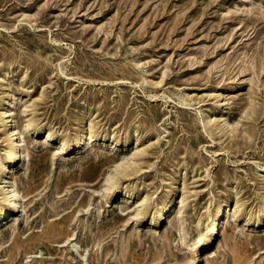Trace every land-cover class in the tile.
Masks as SVG:
<instances>
[{"label": "rangeland", "instance_id": "rangeland-1", "mask_svg": "<svg viewBox=\"0 0 264 264\" xmlns=\"http://www.w3.org/2000/svg\"><path fill=\"white\" fill-rule=\"evenodd\" d=\"M4 87L33 105V126L0 264H264V221L252 222L264 215V0H0ZM82 124L95 136L71 153ZM122 158L140 170L104 193ZM171 190L165 224L151 225ZM220 199V247H200Z\"/></svg>", "mask_w": 264, "mask_h": 264}, {"label": "bare ground", "instance_id": "bare-ground-1", "mask_svg": "<svg viewBox=\"0 0 264 264\" xmlns=\"http://www.w3.org/2000/svg\"><path fill=\"white\" fill-rule=\"evenodd\" d=\"M3 90V95L0 97V130L3 131L4 134V141L6 142V157L0 161V195H1V202L3 205L0 206V224L4 221H7L11 214L19 213L23 211V194H20L17 188L16 181L14 177H10L11 171L16 165V163L21 159H26L28 157V150L26 146L29 144L24 136L22 135L23 131L31 128L33 126L32 119L26 118V113L29 110L31 105H27L26 102L21 103L22 98L19 94H4L6 87ZM20 111L21 123L18 122V112ZM15 122V123H13ZM210 121H208L209 123ZM94 128L93 124H89L88 126H84L83 124L80 126L79 129L76 130V134L73 137V142L69 145L71 148V153L75 150H81L86 146L88 141H92L93 137L95 136L94 132L91 130ZM44 140L42 144L49 143L52 140L51 133L48 132L44 134ZM104 139V138H103ZM115 141L116 139H113ZM59 147L58 151L62 152L65 149V145L67 141L65 138H59L57 140ZM120 142V141H117ZM128 142V139L122 141L125 145ZM121 143V142H120ZM143 150L141 148L135 149V153L132 157H139L143 154ZM113 172L110 173L105 179V186L103 187L104 193L111 192L112 188L118 183L121 178H129L131 175L136 174L140 169H138V162L133 161L131 158H122L119 162L113 163ZM185 174V173H184ZM176 179V178H174ZM176 180L169 183V187L174 188ZM32 189L27 190L28 194ZM119 191V190H117ZM120 193L126 197V199H131L132 195L135 193L133 189H126L120 190ZM178 197L176 196V191L171 190L166 200L162 203L160 210L158 211V215L161 212L158 218L154 219V217L150 218V224L154 225L158 222L159 225H164L166 221V217L168 213L171 211L173 205L177 201ZM185 199L184 195L180 197V201L183 202ZM150 197L145 194L141 200H136V208L135 210L138 215H143L144 212L150 207L149 204ZM134 203V202H133ZM228 201L226 199H220L217 203L214 204L213 210L208 215V224L206 227L207 235L201 230H198V237L196 243H199L200 247L209 248L211 249H218L220 247V234L223 232L221 225L222 220L224 218V214L226 209L228 208ZM208 207L207 211L209 212ZM264 208V204H263ZM234 213L239 212V208L234 206L233 208ZM234 217V216H233ZM246 221H251L250 216H246ZM5 218V219H4ZM264 221V215L262 218H255L252 222H254V226H260ZM246 222V223H247ZM157 224V225H158ZM182 223H180V226ZM57 229H54L56 231ZM181 244L183 243L184 239L186 238L185 230L182 228L179 230ZM74 236V235H72ZM258 241V240H256ZM81 256V255H80ZM214 257L210 256L212 259ZM83 264H86V259L83 257ZM6 264V263H5Z\"/></svg>", "mask_w": 264, "mask_h": 264}]
</instances>
